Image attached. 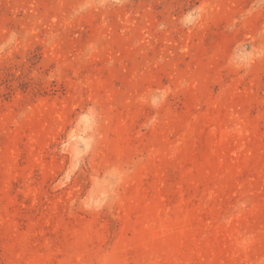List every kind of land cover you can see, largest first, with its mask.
<instances>
[{
    "label": "rangeland",
    "instance_id": "374dc122",
    "mask_svg": "<svg viewBox=\"0 0 264 264\" xmlns=\"http://www.w3.org/2000/svg\"><path fill=\"white\" fill-rule=\"evenodd\" d=\"M0 264H264V0H0Z\"/></svg>",
    "mask_w": 264,
    "mask_h": 264
}]
</instances>
